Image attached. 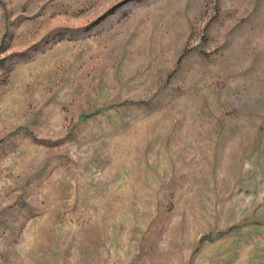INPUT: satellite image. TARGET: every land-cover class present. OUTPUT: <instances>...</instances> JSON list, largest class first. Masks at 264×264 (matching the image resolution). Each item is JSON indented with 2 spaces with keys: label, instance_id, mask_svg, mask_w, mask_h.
I'll return each mask as SVG.
<instances>
[{
  "label": "rangeland",
  "instance_id": "obj_1",
  "mask_svg": "<svg viewBox=\"0 0 264 264\" xmlns=\"http://www.w3.org/2000/svg\"><path fill=\"white\" fill-rule=\"evenodd\" d=\"M0 264H264V0H0Z\"/></svg>",
  "mask_w": 264,
  "mask_h": 264
}]
</instances>
